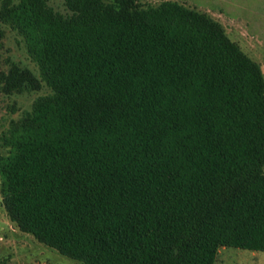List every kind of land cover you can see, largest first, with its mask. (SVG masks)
I'll use <instances>...</instances> for the list:
<instances>
[{
  "label": "trees",
  "instance_id": "trees-1",
  "mask_svg": "<svg viewBox=\"0 0 264 264\" xmlns=\"http://www.w3.org/2000/svg\"><path fill=\"white\" fill-rule=\"evenodd\" d=\"M1 0L39 67L0 152L11 221L82 264H215L264 251V72L223 25L176 0Z\"/></svg>",
  "mask_w": 264,
  "mask_h": 264
},
{
  "label": "rangeland",
  "instance_id": "rangeland-1",
  "mask_svg": "<svg viewBox=\"0 0 264 264\" xmlns=\"http://www.w3.org/2000/svg\"><path fill=\"white\" fill-rule=\"evenodd\" d=\"M19 0H14L18 2ZM156 3L161 0H140ZM204 11L219 21L228 36L257 61L264 72V0H176ZM57 10L67 12L64 0H48ZM1 3V0H0ZM5 34L0 47V71L7 70L11 62L40 70L26 49L23 37L7 24H1ZM45 83L38 91L5 94L0 88V152L3 136L13 120L31 110L34 100L50 93ZM0 264H82L61 254L32 233L22 231L10 220L2 202L0 187ZM215 264H264V251L221 246Z\"/></svg>",
  "mask_w": 264,
  "mask_h": 264
}]
</instances>
